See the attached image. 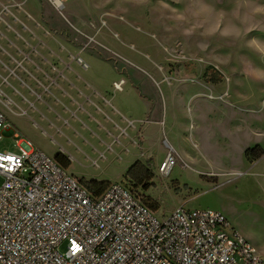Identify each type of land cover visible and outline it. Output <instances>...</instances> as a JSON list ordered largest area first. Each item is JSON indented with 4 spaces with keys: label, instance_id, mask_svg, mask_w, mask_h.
Segmentation results:
<instances>
[{
    "label": "rangeland",
    "instance_id": "374dc122",
    "mask_svg": "<svg viewBox=\"0 0 264 264\" xmlns=\"http://www.w3.org/2000/svg\"><path fill=\"white\" fill-rule=\"evenodd\" d=\"M19 1L37 20L43 9L57 20L66 16L85 33L86 40L75 43L108 61L124 87L138 86L136 93L152 103L153 120L166 115L165 129L149 132L136 148L152 172L151 184L136 185L131 175L121 181L157 214L177 206L221 213L230 233L253 245L264 264V151L245 156L234 141L238 132L255 136L264 130V0H61L60 9L50 0ZM3 93L7 126L0 149H16V132L54 156L49 130L33 123L34 98L26 95L19 108ZM167 153L175 163L162 176L157 167ZM87 155L73 154L67 171L77 178L104 171L119 181L117 162L95 164L96 154Z\"/></svg>",
    "mask_w": 264,
    "mask_h": 264
},
{
    "label": "built area",
    "instance_id": "2783aa9c",
    "mask_svg": "<svg viewBox=\"0 0 264 264\" xmlns=\"http://www.w3.org/2000/svg\"><path fill=\"white\" fill-rule=\"evenodd\" d=\"M6 126L0 109V137ZM13 135L16 149H0V264H263L221 213L157 214L121 180L94 194L55 156ZM174 163L167 153L158 173Z\"/></svg>",
    "mask_w": 264,
    "mask_h": 264
},
{
    "label": "crops",
    "instance_id": "0c3cea01",
    "mask_svg": "<svg viewBox=\"0 0 264 264\" xmlns=\"http://www.w3.org/2000/svg\"><path fill=\"white\" fill-rule=\"evenodd\" d=\"M16 8L25 16L12 12ZM65 17L57 20L43 9L37 20L22 8V1L0 0V27L5 29H0V90L19 108L28 100L26 95L34 98L36 107L29 102L36 112L33 123L49 130L57 144L54 156L63 154L70 165L73 154L89 158L88 151L94 152L95 164L117 162L122 167L120 181L132 164H145L136 148L151 136L149 132L165 129L166 115L165 120H153L152 103L140 97L141 92L136 93L138 86L132 82L124 87L126 83L120 78L119 88H115L114 83L120 81L115 79L118 71L75 43L76 39L86 40L85 33L73 28ZM67 27L75 32H68ZM257 132L255 136L238 132L234 141L243 152L253 146L264 151V130ZM114 176L103 171L82 175L81 179L111 182Z\"/></svg>",
    "mask_w": 264,
    "mask_h": 264
},
{
    "label": "trees",
    "instance_id": "16d2710c",
    "mask_svg": "<svg viewBox=\"0 0 264 264\" xmlns=\"http://www.w3.org/2000/svg\"><path fill=\"white\" fill-rule=\"evenodd\" d=\"M257 149H260V153H263V150L259 148L258 146L249 147L245 150V156H248L251 152L256 151ZM55 158L65 167H68L70 161L66 156H64L61 153H57L55 155ZM131 175L133 179L135 180L136 185H141L143 188H148V186L151 184L149 183V180L152 178V172L151 170L146 166V164L135 162L132 164L127 171L125 172L124 176ZM83 184L94 194L100 193L105 186L108 184L107 181H100L96 179H89V180H83L81 179Z\"/></svg>",
    "mask_w": 264,
    "mask_h": 264
}]
</instances>
